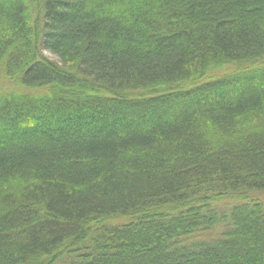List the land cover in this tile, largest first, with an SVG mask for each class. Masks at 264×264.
<instances>
[{"label": "trees", "instance_id": "16d2710c", "mask_svg": "<svg viewBox=\"0 0 264 264\" xmlns=\"http://www.w3.org/2000/svg\"><path fill=\"white\" fill-rule=\"evenodd\" d=\"M0 264H264V0H0Z\"/></svg>", "mask_w": 264, "mask_h": 264}, {"label": "rangeland", "instance_id": "374dc122", "mask_svg": "<svg viewBox=\"0 0 264 264\" xmlns=\"http://www.w3.org/2000/svg\"><path fill=\"white\" fill-rule=\"evenodd\" d=\"M45 55H46V57H47L48 59H50L51 61H54V62H60L59 58H58L57 56H55L54 54H51V53L46 52ZM7 84H8V83H6L5 85H7ZM14 86H15V85H13V84H12V85H7L6 88H5L4 90L7 91V92H14L15 90L18 91L17 88L14 87ZM19 90L22 91V92H20V93H28V92H30L29 89H23V88H21V87H19ZM31 93H35V92L33 91V92H31Z\"/></svg>", "mask_w": 264, "mask_h": 264}]
</instances>
